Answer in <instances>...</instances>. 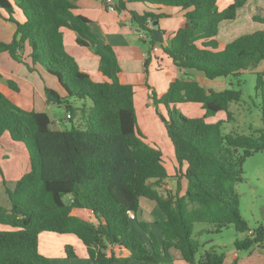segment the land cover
<instances>
[{
    "label": "trees",
    "instance_id": "trees-1",
    "mask_svg": "<svg viewBox=\"0 0 264 264\" xmlns=\"http://www.w3.org/2000/svg\"><path fill=\"white\" fill-rule=\"evenodd\" d=\"M218 2L118 0L116 10L126 9L128 3L151 6L137 21L141 30L149 32L147 18L168 17L164 11L170 8L185 10L182 24L160 42L162 52L178 69L196 70L215 79L237 76L264 62V28L226 43L217 38L220 22L233 20L247 0H231L223 9ZM15 7L23 13V21L14 18ZM75 8L71 0H0V15L16 24L12 40L0 41V53L23 62V50L28 47L29 62L23 63L30 70L40 66L57 78L65 94L46 89L72 122L69 129H54L47 112L23 109L0 89V136L7 132L13 141L23 142L30 164L11 187L4 181L9 207L0 204V224L11 228L0 229V264H50L38 248L41 232L74 234L93 264H173V249L187 264H223L225 252L206 249L194 237V222H208L215 232L229 225L246 232L234 241L236 249L262 246L264 228L249 226L241 215L236 184L242 180L245 158L264 150V134L222 131V123L233 119L228 105L239 101L241 92L206 89L185 73L173 78L160 98L151 90L154 111L177 161L170 175L161 149L147 142L138 127L135 85L119 81L115 50L94 33L88 17L74 14ZM253 19L264 24V17ZM63 29L75 33L78 45L99 56L98 74L103 79H94L67 52ZM260 76L257 72L256 87L261 85L255 92L262 95L264 124ZM72 98L81 100V105H72ZM184 102L199 103L204 114L188 116L178 111L174 105ZM158 104L165 106L168 117L157 110ZM220 111L226 113L224 120H207ZM170 177L175 179V190L162 195L163 182ZM141 198L154 201L164 214L154 221L160 238L139 217ZM191 203L195 206L189 208ZM76 208L90 210L96 222L75 215ZM132 221L145 233L144 241L133 232ZM123 248L128 256L119 252ZM64 250L68 257H75L70 245Z\"/></svg>",
    "mask_w": 264,
    "mask_h": 264
},
{
    "label": "crops",
    "instance_id": "crops-1",
    "mask_svg": "<svg viewBox=\"0 0 264 264\" xmlns=\"http://www.w3.org/2000/svg\"><path fill=\"white\" fill-rule=\"evenodd\" d=\"M71 1L76 5V8L73 10L74 14H81L88 17L91 20V28L94 33L103 42L110 44L115 50L118 59V64L120 67V71L118 74L119 81L135 85L134 104L136 109L137 121L139 119L144 120L148 116V114L144 110L145 108H143V104L146 103V105H150V92L151 90H154V86H156L155 79L153 78L155 69L157 71L170 72L171 76L169 82L173 78L185 73L188 76H195L199 83L205 86L202 82L204 79H206L203 73L191 69H178L162 52V49L161 54H159L158 52L155 53L151 50L152 54L150 56V61L148 63L147 68L145 69L144 61L147 57V53H144L140 49V46L135 43V40H143L146 36L143 33V30H141V28L139 27L137 21L141 19L140 15H142L143 11L146 9H151V6L147 7L141 3H128L126 5V9L124 10H109L107 4L105 3V0ZM112 2L116 5L118 0H112ZM131 12H134L136 16L133 17ZM164 12H166L169 16L160 18L158 20V25L159 30H161L160 23L163 21L164 27L162 30H164L163 33L166 38L172 35L176 31V29L182 24V22L184 21L185 10L178 8H170L165 10ZM15 14L17 16L18 21L24 20L23 13L16 7L14 8L13 16ZM15 28L16 26L13 24L12 21L7 20L2 15H0V41H10L11 37L15 33ZM63 32L64 41L66 38L68 39V41H66L64 44L66 45V43L69 42V44L67 43L69 45V48L65 47L67 52L70 53L77 60L80 67L86 70L94 79H103V77L98 74L99 56L93 53L91 49L85 46L78 45L75 42V33L68 29H63ZM28 52L29 49L28 47H26L23 50L22 56L23 60L26 62H29V58L27 57ZM1 54H3V52L0 53V57ZM7 55L10 58L8 60V63L11 65H9L8 67L9 72H4L3 74L0 71V89L7 93L12 98V100L15 101L21 108L26 110L43 111L42 107H49L50 105L56 104V98L49 91H47L46 88L54 89L60 95L65 94L63 89L60 87L57 78L47 73L42 67L37 66L36 70H30L26 65L22 63L18 62V64L16 61H14L16 63H13V58L8 53ZM153 58H156L155 63ZM13 86L15 88H13ZM205 87L207 88V86ZM175 105H182L183 107L187 106V108H198V113L195 116H201L203 115L202 113H204V110H202L203 108L199 103L184 102ZM150 137L153 140H149L150 138H145L147 142H149L150 144L157 145L161 150L162 145H164L165 147L169 148V150L173 151L174 154L172 143L168 138L166 131L162 130L161 132H159V134L155 133L150 135ZM16 148L18 149V152H16L17 154L15 157H13L10 161H6L4 165L0 162V199H3L2 194L3 191L5 192L4 181H6L7 185L11 187L13 183L17 179H19L24 173H26L30 168L26 146L23 150L20 147ZM0 160H3V158L0 157ZM164 165H166L165 162ZM176 165L177 161H175V164H172V172L167 170L170 175L174 174V168ZM173 182L175 183V181ZM145 203H147L145 212L146 215L147 210L149 208H153L156 203L152 200L146 201ZM2 205H4L5 207H9V205L7 204V206L5 204ZM141 206L142 204L140 199L139 217L142 219L143 209H141ZM73 213L88 221L94 223L96 222V218L88 209L76 208L73 210ZM261 213L262 218L264 220V208H261ZM163 218L164 214L161 212V215L158 220H161ZM150 221L154 223L155 220ZM256 223L257 224L255 226L259 225L258 222ZM261 225L264 228V225L262 223ZM10 228L11 227L8 225L0 224V229ZM210 228L211 227L202 228L200 231L214 232V227L213 229ZM51 233L52 232H41L39 234L38 248L39 251L42 252V254L45 256H50L53 253L49 248L44 245V243L43 247L41 248L40 241L43 238L48 241L47 245H50L51 243L54 244L55 238L54 235H51ZM74 236L68 235V237H66L67 239H65L64 241L65 244H62H64V246L67 245V241L75 243L76 245H78L79 248H81L80 253L86 256V258L88 259L85 246L77 237ZM173 251L177 250L173 249L172 252ZM119 252H121V254L125 256H128L130 254L129 251L125 248L119 250ZM177 252L179 253V251ZM59 254H62L61 251L59 252ZM229 257H232V261H230L229 259L227 264H232L234 258L236 259V264H264V244L262 246L255 245L248 250L237 249V251H234L232 254H229ZM227 258L228 256L226 255V259ZM88 260L89 261H85V264H93L90 259ZM225 260L223 264H225ZM62 262L65 264H71L69 263L70 261ZM185 264L187 263L185 262Z\"/></svg>",
    "mask_w": 264,
    "mask_h": 264
},
{
    "label": "rangeland",
    "instance_id": "rangeland-1",
    "mask_svg": "<svg viewBox=\"0 0 264 264\" xmlns=\"http://www.w3.org/2000/svg\"><path fill=\"white\" fill-rule=\"evenodd\" d=\"M230 1L231 0H219V9H223L224 7H226V5ZM254 16L264 17V0H247V2L238 9L237 15L233 20L221 21L218 27L217 38L221 42L226 43L241 34L252 32L258 28H264L263 23L253 19ZM14 18L18 20L16 14L14 15ZM154 22L155 21L151 20V18H147L145 26L147 29H152V31L149 32L147 30H143V33L146 35L145 38L143 40L136 39L135 43L140 46V49L144 53H148L149 49L151 48L153 52H158L159 54H161L160 42H165L166 38L164 33L156 27V24H158V20L156 21V23ZM13 24L16 26L14 22ZM149 24L151 26H149ZM160 27V29H163V21L160 23ZM12 38L13 36L11 37V40ZM66 41H68L67 38L65 39L64 43ZM67 43L69 44V42ZM67 43L66 45H64L66 48H69V45ZM9 59L10 58L7 53L3 52V54H1L0 71L3 74L4 72H9L8 67L9 65H11L8 63ZM153 59L155 63L156 58ZM14 61L16 60L13 59V63L19 62L22 64H24L23 62H25L24 60L23 62ZM154 71L155 72L153 74V78L155 79L156 86H154L153 93L155 94L156 98H160L161 95L168 88L171 73L167 71H157L156 69ZM257 72H260V78L264 81V62H261L257 67H251L250 69L241 72L237 76L228 75L226 77H219L215 79H208L207 77H205V81H202L203 84L207 86V88L204 86L206 89L218 91L227 88H232L241 92L240 100L231 101L228 105V109L232 112L233 119L229 121H224L222 123L223 132H233L247 135L264 134V124L261 119L262 95L258 94V96H256L255 92ZM187 78L197 80L195 76L191 75H187ZM260 85L261 84L258 83L256 88L259 89ZM71 102L72 105L77 107L81 105L82 101L77 98H72ZM86 102L87 104H90L89 100H87ZM149 104L150 105H146V103L143 104V108H145L144 110L148 114L147 118L144 120L139 119L137 123L141 132H144L143 134L145 138H150L149 140H153L151 139L150 135L155 133L159 134V132H161L162 130L165 131V129L163 122L159 118L158 114H156V112L154 111V104L152 99L150 100ZM157 106V110L162 113L165 117H168L165 106H163L162 104H158ZM170 106L172 107V105ZM174 106L177 108L178 111H181L185 115L195 116L198 113V108L196 107L191 108L189 106L190 108H187V106L183 107L182 105ZM42 110L47 112L50 116L52 120V128L65 130L71 127L72 122L66 118L63 107L57 104H53L49 107H42ZM225 118L226 113L224 111H220L218 113L208 116L207 120L210 122H215L217 120H224ZM73 123H75V120H73ZM16 147H20L23 150L25 148V145L23 142L12 141L7 133L0 137V157L3 158V160H0V162L3 165L6 163V161H10L13 157L16 156V152H18V149ZM162 150L161 151L163 161L166 164V169L172 172V164H175L176 161L174 158L173 151L169 150V148L165 147L164 145H162ZM241 167L242 180L236 184V189L239 193L240 200V213L241 215H243L244 219L248 221L249 226H255L257 224L256 222H258L259 224L262 223L264 225V220L262 218L261 213V208H264V150L256 152L251 156L245 158V160L242 162ZM172 180L175 181L174 178H167L164 180L163 187L160 191L161 194L165 195L168 190L172 192L175 190V183ZM2 196L3 199H0V204L9 205L8 197L4 191ZM67 199L68 197L65 196L64 200ZM146 201L149 200L141 198V209H143L142 220L148 223L149 228L156 233L157 238H160V230L155 226L153 222L150 221L159 219L161 215L160 209L155 204L153 208H149L147 210V213L145 215L147 207V203H145ZM194 206L195 203L189 204V208H192ZM193 225L194 237H196L206 249L213 247L218 252H225V254L228 256V258L225 260V264H227L229 259L230 261H232V257H229V254H232L234 251H237L234 246V241L242 237L243 234H246V232H237L233 225L227 226L220 232L200 231L202 228L207 227H211L210 229H213L212 224L208 222H194ZM131 228L133 232L138 236L139 240H145V233L139 226H137L134 221L131 222ZM51 235H54V244L51 243L50 245H47L48 241L43 238L40 241L41 248L43 247L44 243V245L49 248L53 253L52 255L47 256L49 258L50 264H65L62 261H70L69 263L71 264H85V261H89V258L87 259L86 256L80 253L81 248H79L78 245L71 241H67L66 243H68L67 245H70L74 250L75 257L67 256V253L64 250V241L65 239H67L66 237H68V235L74 236L73 234L51 233ZM60 251L62 254H59ZM172 256L173 264H185L184 260L181 258L180 254L177 251H173ZM131 264L137 263L135 261H132Z\"/></svg>",
    "mask_w": 264,
    "mask_h": 264
},
{
    "label": "built area",
    "instance_id": "built-area-1",
    "mask_svg": "<svg viewBox=\"0 0 264 264\" xmlns=\"http://www.w3.org/2000/svg\"><path fill=\"white\" fill-rule=\"evenodd\" d=\"M105 3L107 4V7L109 10H115L116 9V5L112 2V0H105ZM149 26H151V25L149 24ZM130 216L133 217L132 213H130ZM252 233H253L252 229H249L248 234H252Z\"/></svg>",
    "mask_w": 264,
    "mask_h": 264
},
{
    "label": "water",
    "instance_id": "water-1",
    "mask_svg": "<svg viewBox=\"0 0 264 264\" xmlns=\"http://www.w3.org/2000/svg\"><path fill=\"white\" fill-rule=\"evenodd\" d=\"M154 23H156V21Z\"/></svg>",
    "mask_w": 264,
    "mask_h": 264
}]
</instances>
